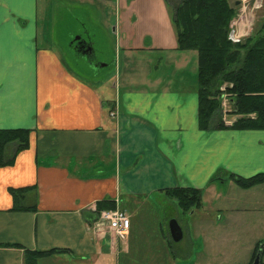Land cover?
<instances>
[{"label": "crops", "instance_id": "0c3cea01", "mask_svg": "<svg viewBox=\"0 0 264 264\" xmlns=\"http://www.w3.org/2000/svg\"><path fill=\"white\" fill-rule=\"evenodd\" d=\"M93 1L101 39L125 59L107 80L91 63V42L68 38L63 49L53 28H41L42 7L53 16L64 0H0V130L30 131L28 148L0 167V264L51 250L63 252L37 264H117L123 241L91 220L96 203L131 216L134 199L165 189H200L197 210H207L204 194L229 185L236 195L213 196L226 205L220 216L264 220V183L240 189L227 177L264 173V131L198 129L197 53L177 50L168 0ZM70 48L89 60V74L66 62ZM26 187L35 189L23 200L34 210L13 211L9 188Z\"/></svg>", "mask_w": 264, "mask_h": 264}, {"label": "rangeland", "instance_id": "374dc122", "mask_svg": "<svg viewBox=\"0 0 264 264\" xmlns=\"http://www.w3.org/2000/svg\"><path fill=\"white\" fill-rule=\"evenodd\" d=\"M228 1L230 3L236 1L238 9V11L235 10L230 29L234 30L241 40L247 37V29L252 30L250 35L255 34L254 32L258 30L264 19V0ZM261 1L262 7L253 9L254 5L256 6ZM168 2L171 11L180 3L176 0H168ZM238 4H240V8ZM95 5L96 1L93 0H64L62 6L67 9L54 13L53 16L51 13L43 11L42 7L40 22L41 28L46 23L45 34L49 31V27L51 31L53 28L54 42L63 49L66 47L68 38L70 41L80 38L91 42L95 49L91 63L100 71L98 78L104 77L107 80L111 77L112 69L116 68V65L119 64L121 72L123 71L125 59L122 51L119 52V55L115 54V45L112 42L104 43L101 39L100 26L98 25L100 13L97 12ZM241 21L249 26L243 29V32L237 26ZM70 50L66 62L73 68H80L88 72L89 70L86 68L90 69L89 67H91L88 64L89 60L73 49L70 48ZM128 66L133 67L129 64ZM112 82L113 79L108 83L109 87ZM219 189L218 194L216 189L214 190L212 198L210 193L204 194L202 201L207 210H193L187 214H183L175 201L167 199L163 194L134 199V205L131 204L133 207L126 205L129 206L130 214L133 215L128 216L129 220L134 224L132 226L130 221L129 232L123 243L120 244L122 252L117 264H250L252 248L256 244L264 245V220L252 217L230 222L224 214L220 216L217 209L222 207L223 213H225L226 205L223 202L220 203V200H216L218 197L226 198L236 195V190L231 193L229 185L228 187H219ZM263 192L264 190H262ZM214 195L218 196L215 200L213 199ZM238 195L245 199L255 197L253 193H238ZM205 212L211 213H207L209 214L207 219L200 222L199 219L205 215L203 214ZM171 220H175L179 224L183 233L182 239L177 243L172 242L169 235L168 224ZM207 224H212L214 229L210 233ZM194 230L197 233L194 234ZM226 230L232 232H226ZM225 239L229 241L226 242ZM182 254L184 255L182 256ZM262 260L264 262V256H262ZM98 264H109V262L100 260ZM110 264H115V261L112 260Z\"/></svg>", "mask_w": 264, "mask_h": 264}, {"label": "trees", "instance_id": "16d2710c", "mask_svg": "<svg viewBox=\"0 0 264 264\" xmlns=\"http://www.w3.org/2000/svg\"><path fill=\"white\" fill-rule=\"evenodd\" d=\"M173 9V24L178 51L197 53V124L200 131L261 130L264 131V19L258 30L240 43L228 39L236 6L228 0H181ZM229 95L231 111L235 117L231 126L220 118V88ZM30 131L26 129L0 130V167L14 164L16 155L28 148ZM228 179L240 189H250L264 183V173L249 178L228 174ZM217 178L212 179L216 181ZM222 180L223 178H218ZM34 187L9 188L13 200V211L34 210L25 207L24 197ZM167 199L174 200L183 214L200 209L202 191L194 188H174L163 191ZM116 204L110 200L96 203L91 220L95 222L98 213L114 210ZM16 246V245H15ZM255 246L251 256L252 264L258 251ZM63 252L25 251L24 264H37L41 257ZM260 264H264L262 256Z\"/></svg>", "mask_w": 264, "mask_h": 264}, {"label": "built area", "instance_id": "2783aa9c", "mask_svg": "<svg viewBox=\"0 0 264 264\" xmlns=\"http://www.w3.org/2000/svg\"><path fill=\"white\" fill-rule=\"evenodd\" d=\"M239 1V0H238ZM250 1V0H247ZM242 5L243 2L241 1ZM255 7L261 8L262 1L259 4L254 5ZM238 22V21H237ZM243 22V21H241ZM234 24V23H233ZM249 27V26H248ZM233 28V27H232ZM228 39L232 43H240L241 39L237 37L234 30L229 31ZM222 95L220 97V107H221V121L226 126H231L236 119L235 117H231L229 112L231 111V104L229 101V95L224 93V88L221 89ZM113 116V114H111ZM96 210L94 209V212ZM95 225L98 229L102 228L103 232L114 235L119 240H124L127 236L130 229V220L126 213L121 211L119 208L114 210H103L98 213L97 219L95 220Z\"/></svg>", "mask_w": 264, "mask_h": 264}, {"label": "water", "instance_id": "95a60500", "mask_svg": "<svg viewBox=\"0 0 264 264\" xmlns=\"http://www.w3.org/2000/svg\"><path fill=\"white\" fill-rule=\"evenodd\" d=\"M168 231L172 242L177 243L182 239L183 233L181 227L175 220H171L168 224ZM264 245L259 246L258 251L254 257L252 264H260V258Z\"/></svg>", "mask_w": 264, "mask_h": 264}]
</instances>
